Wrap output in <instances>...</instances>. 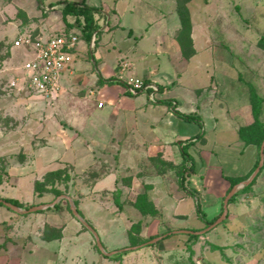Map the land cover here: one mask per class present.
I'll use <instances>...</instances> for the list:
<instances>
[{
    "label": "rangeland",
    "instance_id": "1",
    "mask_svg": "<svg viewBox=\"0 0 264 264\" xmlns=\"http://www.w3.org/2000/svg\"><path fill=\"white\" fill-rule=\"evenodd\" d=\"M5 1L7 3V0H0V3L3 4ZM14 1L18 5L27 3L21 2L22 0ZM27 1H33L36 5L43 4L45 7L60 2L59 0ZM102 1L107 6L112 5L111 0ZM171 4L177 13V0H172ZM187 9L191 16L193 34L191 37L197 56L188 64L184 62V65L188 66L184 75L175 82L174 89H178L180 94L178 104L181 112L188 115L199 113L202 116L203 127L201 129L195 122L178 120L173 124L172 130L179 137L173 140L203 132L206 140L203 143L202 138L197 139L196 144L190 141L187 146L194 161L195 172L190 174L191 162L186 164L188 173L185 175L184 184L192 193L184 194L179 189L176 175L172 171L169 172L166 186L175 194L174 196L187 195L188 199L184 200L179 208L181 212L184 208L187 210L193 208L201 214L197 218L189 215L188 221L161 219L160 216L145 219L142 221L140 231L143 242L133 247L129 242L128 231L138 222L137 219L118 218L106 213L112 212V209L117 207L113 200L117 187L130 175L118 168V163L115 161L117 156L107 153L104 156L100 155L97 159L101 162L96 163L94 168H86L79 172L75 171L68 162H64L61 169L69 175V181L56 183L55 188L61 191L62 195L53 201L60 203V207L53 210L50 203L54 195L43 193L40 197L50 195L48 200L23 203L26 209L18 208L20 212L16 211L17 215L23 216L24 221L28 222L30 242L33 237H36L34 240L38 242L37 238L42 239L57 230L63 235L65 231V240L59 244L58 251L55 250L57 253L54 260L49 261L48 264H86L84 263L86 258L88 259L90 255L96 257L97 254L100 257L109 256V259H105L108 264H264V169L259 171V176L255 177V182L247 191L237 195L235 201L228 204L227 216L220 224L210 230L207 229L211 224H206V220L208 221V217L211 216L209 214L213 213L215 207H220L218 215L220 214L224 200L230 192L229 181L248 174L252 175L257 159L260 158V150L256 146L245 147L239 141L238 131L254 120L251 106L252 91L262 100L260 120L264 123V48L259 45L260 39L264 37V0H191L187 4ZM6 17L3 13L0 16V36L9 33L6 27L13 21L7 15ZM178 21L177 17L176 23ZM122 31L125 34L128 29L124 28ZM15 39L16 37L10 35L0 38L2 43L0 58L9 53L7 59L0 61V70L5 61H9L10 66L19 67L30 58L26 49H14ZM120 46L125 45L119 44ZM7 79L8 77L0 78V90L4 89ZM0 92L2 95L5 93L10 101L16 98L6 90ZM84 92L82 87H77L70 92L63 91L60 97L54 98L55 101L45 100L49 108L54 107L53 102L57 101L58 104L61 102L59 108L51 112L49 120H42L33 113L25 114L20 108L12 117L4 116V111L0 110V131L9 133L10 142L17 144L11 153L0 156V180L5 178L6 168L11 159L21 162L26 159L23 151L30 152L32 149L51 146L45 136L40 135L42 129L46 131L47 128L50 130L52 128L53 131V127L58 126L61 121L59 126L65 131V141L69 140V135L76 136L65 127L68 125L66 119L68 116L74 118L85 115L84 109L78 107V101L86 96ZM88 94L90 96L94 94L92 100L97 104L103 101L99 99L95 89ZM32 96L33 93L17 97L24 98L27 102L38 103L41 100ZM158 97L160 99V95ZM199 108L201 111H198ZM186 140H183V145H186ZM89 144L86 142L84 146L89 148ZM2 145L0 143V147ZM174 146L175 151L180 155L177 142ZM56 154L54 149H48L45 152V159L52 160ZM58 167L55 162H51L46 165L44 172H50ZM108 175L117 181L105 180L100 183V180ZM138 184L136 182V189ZM193 186L200 188V194L194 191ZM159 188L164 192V188L161 186ZM25 190L29 192L28 187ZM2 192L0 189V198L4 199ZM131 193L132 191H129L130 196ZM98 199L101 201L100 207L91 205ZM41 203L44 204L40 205ZM71 203L76 210H81L79 215L86 225L74 215ZM92 208L93 214L86 219L87 216L84 217L87 215L86 210ZM99 208L105 212L97 215ZM201 222L206 225V230L197 234L199 237L196 241L187 240L188 234L178 232ZM87 225L97 233L100 246ZM181 228L182 230H179ZM171 231H176L177 237L182 241L174 240L177 239L176 237L170 239L174 234L163 239ZM162 240L167 242L161 243ZM54 246L55 243L49 246L43 245V248L51 249ZM68 249H74L76 258L68 254ZM111 250L115 253L111 254ZM123 251L128 253L123 254Z\"/></svg>",
    "mask_w": 264,
    "mask_h": 264
},
{
    "label": "crops",
    "instance_id": "2",
    "mask_svg": "<svg viewBox=\"0 0 264 264\" xmlns=\"http://www.w3.org/2000/svg\"><path fill=\"white\" fill-rule=\"evenodd\" d=\"M59 1V3L78 2L89 7L100 8L106 20L105 22L103 18L100 20L101 27L88 40L77 28V23L74 24L77 20L76 17L63 18L62 4H50L45 7L43 4L36 5L33 1L27 0L21 1L27 2L26 4L20 3L19 5L15 4L14 0H7V3L5 1L4 5L0 3V16L3 13L5 17L7 15L13 19L12 22H9L10 26L6 27L9 33L0 36L1 39L9 35L17 39L21 34L47 38L66 31L79 35V43L74 51V61L63 74L62 92L55 96V99L60 97L63 91L70 92L77 87H82L86 93L84 94L86 96L81 98L80 102L78 101V107L84 109L85 115H78L74 118L68 116L66 119L68 125L65 127L76 136L69 135V140L65 141V131L60 129V121L58 126L53 127V131L52 128L51 130L47 128L48 130L42 129V133H40L51 143V146L32 149L30 152L23 151L26 154V159L21 162L19 160L15 162L14 158L10 160L5 178L0 180V189L3 191L4 198L15 199L22 204L32 203L34 200L45 202L44 200H48L50 195L38 196L34 192V184L36 181H41L47 173L44 172L46 165L55 162L59 166L55 170H59L62 168V163L68 162L75 171L79 172L86 168H94L96 163L101 162L97 157L107 153V155L117 156L115 161L118 163V168L125 174H130L117 187L113 199L117 207L113 208L112 212H106L107 214L115 215L118 218L137 219V221L151 218L142 216L134 206L137 196L146 193L159 211L161 219L188 221L189 215L197 218L200 214L197 209L187 210L184 208L183 212L179 209L184 200L188 199L187 195L174 196L175 194L171 193L166 186L169 172L172 171L176 175L179 189L184 194L192 193L185 184L182 187L180 183V173L186 168L189 161L183 159L182 153L179 155L175 151L174 145L177 142L182 152L183 140L187 139L186 144L190 141L196 144L198 139L196 136L199 134L173 140V138L179 137L172 130L173 124L178 120H183L176 115L177 111L183 112L178 104L180 94L178 89H174V85L184 75L185 68L188 66L186 64L197 55L187 59L181 53L176 41L181 24L179 16L171 4L172 0H111V6H107L102 0L99 2L97 0ZM177 17L178 23H176ZM78 19L80 22L82 21L81 18ZM124 28L128 29L125 34L122 31ZM93 38L96 41H93ZM119 44L125 46L119 47ZM121 61L130 63L131 67L120 75L118 66ZM9 64V61H5L2 65L1 79L17 73L15 72L17 66L13 67ZM129 77L156 83L160 91L159 101L156 104H151L146 93L136 96L129 94L124 85V81ZM94 89L98 93L99 99L104 102L102 108H98L96 101L92 100L94 94L92 96L88 94ZM30 93L29 91H13L11 94H14L16 98L11 101L10 98L7 99L8 96H5V93L0 94V110L4 111V116L12 117L15 111L20 108L25 114L33 113L42 120H49L51 112L61 105V102L58 104L56 101L53 102L54 107L49 108L45 100L35 94L32 97L41 99L38 103L30 100L27 102L24 98L17 97L18 95L23 97ZM10 95L9 97L12 96ZM198 111H201L200 108ZM194 115L199 117L203 124L202 116L199 113ZM205 138L204 135L203 139ZM10 139L9 133L0 131V143L3 144L0 147V156L11 153L14 150L13 147L17 145L11 143ZM86 142L91 143L89 148L84 146ZM48 149H54L57 153L52 160L45 159V152ZM63 149L65 150L62 151ZM105 180L117 181L108 175L102 178L100 183ZM136 182L139 183L137 189L135 188ZM160 186L164 188V192L160 191ZM197 186L192 188L200 194V188ZM26 187L29 192L25 190ZM129 191H132V196L129 195ZM117 203L120 205L118 206ZM92 204L100 207L101 201L98 199ZM215 208L213 213L209 214L211 216L208 217V221L218 216L220 207ZM99 211L97 215L105 212L102 208H99ZM86 213L87 215L84 217L87 216L86 219H88V216L93 214V208L87 209ZM186 229L195 230L197 231L195 234H199L205 232L206 225L201 222L179 230L190 231ZM28 232V222L24 221L23 216L17 215L15 210L7 206L0 205V264H48L49 261L54 260L55 253H57L55 250L58 251L59 244L65 240V231L61 240L46 241L43 238H37L38 242L34 240L36 237H33L30 242ZM171 233L174 236L172 235L170 239L176 237L177 239L174 240L178 242L181 240L177 237L176 231H171ZM37 235L39 236V234ZM141 236L142 234H140ZM186 237L188 240V235ZM160 242L166 243L167 240ZM53 243L55 246L51 249L43 248V245L49 246ZM68 250V254L76 258L74 249ZM114 253L112 251L111 254ZM105 259H109V256L100 257L97 254L96 257H92L90 255L84 263L108 264Z\"/></svg>",
    "mask_w": 264,
    "mask_h": 264
},
{
    "label": "trees",
    "instance_id": "3",
    "mask_svg": "<svg viewBox=\"0 0 264 264\" xmlns=\"http://www.w3.org/2000/svg\"><path fill=\"white\" fill-rule=\"evenodd\" d=\"M191 0H177V13L180 19L181 27L176 35V41L180 47L182 55L189 59L193 55L196 54V50L193 46V39H192V25H191V16L187 9V4ZM62 4V15L63 18H66L67 16H73L76 17L77 20L74 24L77 23V28L81 30L82 34L86 37V39H90L93 34H95L100 26V20L103 18V21L105 22L106 18L102 13V9L95 8V7H89L83 3L78 2H62L59 3ZM78 18H81L82 21L80 22ZM62 34H68V31L62 33ZM96 41V40H95ZM2 43H0V46ZM259 45L264 48V37L260 39ZM7 53L5 56L0 58V61H4L9 57ZM251 106H252V115H253V122L249 125L242 126L238 131V138L239 141L243 143V145L246 146H256L259 150L261 149V146L264 142V123L260 120V116L262 115V100L254 91L251 92ZM176 115L180 118H182L185 121L188 122H195L199 124V127L202 129L203 124L201 122V119L193 114H184L180 112H176ZM204 133L198 134L196 137L198 139L202 138V141L205 142V139H203ZM188 144L184 145L182 148V157L185 161L191 162V170L189 173L191 174L194 167V161L192 156L188 153L187 147ZM260 162V158L257 159V162L255 164L254 170L258 167ZM264 169V166L261 168L260 172ZM253 170V171H254ZM252 171V172H253ZM63 171L62 169L50 171L47 172L41 181H36L34 184V192L40 196L43 193H50L54 195V199L52 202L59 196L62 195V192L55 188L56 183H62V182H68L69 181V175ZM251 172V173H252ZM188 173V169L185 168L180 173V183L181 186L184 187L185 182V175ZM260 174V173H259ZM259 174L256 176V178L259 176ZM251 174H248L245 177L240 178H233L229 181L230 187L229 190L231 191L235 186L239 185L241 182L246 181ZM256 178L250 183L249 186H245L244 188L240 189L235 196H233L229 203H232L235 201L236 196L244 193L247 191L255 182ZM4 202L13 205L17 208L26 209L23 207L22 203L15 199H2ZM52 202L50 204H52ZM228 203V204H229ZM0 205H4L3 203H0ZM119 206L120 204L117 203ZM6 206V205H4ZM134 206L136 209L140 212L142 216H150V217H157L160 215L159 211L155 208L154 204L149 200L148 195L146 193L140 194L137 196L136 201L134 202ZM32 207V206H31ZM60 207V203L55 204L52 209L56 210ZM9 208V207H8ZM29 209V207H28ZM78 214L81 215V212L77 210ZM201 214V212H199ZM223 213V208L220 212V214L212 219L211 221L206 220V224L210 225L213 222H215ZM142 221L136 222L131 229L128 231V238L131 246H138L143 241L140 237V231H141ZM192 232H197L195 230H190ZM172 235V233L166 234L163 239L168 238ZM62 237L61 231H55L54 234H51L49 236L44 237L43 239L46 241H52L57 240ZM199 235L197 234H188V238L192 241H196L198 239ZM188 239V240H189ZM189 250L191 251V247H189ZM127 251H123V254H127ZM119 256V255H118ZM115 258V257H114Z\"/></svg>",
    "mask_w": 264,
    "mask_h": 264
},
{
    "label": "built area",
    "instance_id": "4",
    "mask_svg": "<svg viewBox=\"0 0 264 264\" xmlns=\"http://www.w3.org/2000/svg\"><path fill=\"white\" fill-rule=\"evenodd\" d=\"M78 43L79 35L72 32L47 38L19 35L13 46L29 51L30 58L15 69L16 74L8 77L4 90L9 94L13 91H29L44 100L54 99L62 92V76L74 61V51ZM130 67V63L121 61L118 73L121 75ZM124 85L131 95L146 93L151 104H156L159 100V87L154 82L129 77L124 81ZM103 105L104 102L100 101L97 107L102 108Z\"/></svg>",
    "mask_w": 264,
    "mask_h": 264
},
{
    "label": "water",
    "instance_id": "5",
    "mask_svg": "<svg viewBox=\"0 0 264 264\" xmlns=\"http://www.w3.org/2000/svg\"><path fill=\"white\" fill-rule=\"evenodd\" d=\"M263 163H264V143L263 145L261 146V149H260V162H259V165L258 167L255 169V171L253 172V174L246 180V181H243L241 182L239 185L235 186L227 195V197L225 198L224 200V204H223V213L222 215L215 221L213 222L207 230H210L211 228L217 226L218 224H220L222 222V220L227 216V213H228V203H229V200L230 198L236 193V191L239 189V188H242L244 186H247L249 185L252 180L257 176V174L259 173L260 169L262 168L263 166ZM68 199V198H67ZM0 203H3L4 205H6L7 207H9L10 209H13L15 211H18L19 209L13 205H10L6 202H4L1 198H0ZM57 201H55L54 203H52L51 205L54 206V204H56ZM71 210L72 212L74 213V215L82 222L86 225V223L84 222V220L81 218V216L78 214L77 210L73 207V204L71 203ZM25 212V211H24ZM87 227L92 231V233L94 234V236L96 237V242L98 244V246H100V240L98 238V235L97 233L92 230V228H90L88 225ZM182 233H188V234H195V232H192V231H180ZM129 249V248H128Z\"/></svg>",
    "mask_w": 264,
    "mask_h": 264
}]
</instances>
